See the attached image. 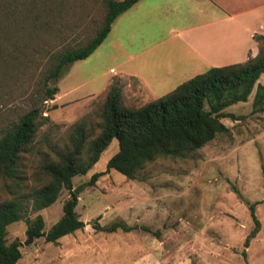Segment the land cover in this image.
Returning <instances> with one entry per match:
<instances>
[{"label":"rangeland","instance_id":"rangeland-1","mask_svg":"<svg viewBox=\"0 0 264 264\" xmlns=\"http://www.w3.org/2000/svg\"><path fill=\"white\" fill-rule=\"evenodd\" d=\"M45 1L54 4L53 13L25 42L18 35L17 45H25L23 49L5 51L7 43L1 38L0 135L33 108H40L48 121L37 132L33 152L22 157L20 185L0 180V201L40 185L36 177L40 161L47 154L55 158L51 148L67 145L74 124L86 119L97 132L98 98L86 110L59 108L53 100L43 101V86L51 58L66 49L86 46L102 26L106 6L103 0H0L1 25L11 24L5 18L7 13L40 12ZM10 28L17 32L13 25ZM94 69L91 61L75 62L47 86L64 91L91 76ZM257 83L264 86V74ZM85 92L80 89L75 97ZM254 92L247 102L225 110L239 119H222L227 134L186 157L158 158L134 180L106 170L118 151L113 140L87 175L72 180V190H78L75 210L84 222L83 230L52 244L44 237L36 238L25 221L9 225L7 243H21L22 258L17 264H264V115L252 112ZM127 103L140 105L131 100ZM97 173L103 175L89 185ZM70 198L62 190L50 207L29 211V220L41 216L43 232H48L62 217V206ZM252 204H257L260 230L246 248L245 240L254 229ZM117 221L135 229L128 233L94 229L96 224ZM29 233L32 241L25 245Z\"/></svg>","mask_w":264,"mask_h":264},{"label":"trees","instance_id":"trees-1","mask_svg":"<svg viewBox=\"0 0 264 264\" xmlns=\"http://www.w3.org/2000/svg\"><path fill=\"white\" fill-rule=\"evenodd\" d=\"M139 1L141 0H103L106 13L96 36L84 47L66 49L51 58L50 67L44 76L43 101L54 100L58 93V87H48V83L57 82L73 63L87 59L106 39L117 17ZM53 5L45 1L40 12L30 10L23 15L19 13L18 16L9 12L13 13L11 17L7 13L5 18L11 19V24L2 26L0 23V45L2 36L7 46L10 44V48L6 46L5 51L13 53L23 49L25 45H17V39L25 42L34 34L36 26H45L47 17L53 13ZM12 25L19 34L10 31ZM253 40L258 46L255 57L248 58L243 63L210 68L168 94L142 105H129L121 80L114 78L98 97L97 132L88 126L86 119L74 124L68 135L67 145L61 149L51 148L55 158L51 159L47 154L40 161L39 172L36 173L40 185L16 197L0 201V264H17L22 258L21 243L18 240L7 243L6 240L7 227L13 223L25 221L36 238L44 237L46 243L52 244L83 230L84 222L79 219L75 210L78 200L72 190V180L87 175L113 140L118 143V151L107 162L106 170L116 171L125 178L134 180L140 171L158 158L186 157L218 136L227 134L229 130L222 119H239L225 110L247 102L254 89L252 112L264 115V86L257 83L264 74V35L255 34ZM2 49L0 48V54H3ZM42 113L40 108L29 110L0 135V180H11L16 186L20 185L22 157L33 152L37 132L48 121V117H43ZM102 175L103 173L92 175L89 185H95ZM62 190H67L71 198L62 206V217L45 233L42 217L38 215L34 221H30L28 213H37L53 205ZM255 205L257 204L249 207L254 229L245 240L246 248L260 230ZM94 229L105 233H115L118 230L128 233L135 228L117 221L107 226L96 224Z\"/></svg>","mask_w":264,"mask_h":264},{"label":"crops","instance_id":"crops-1","mask_svg":"<svg viewBox=\"0 0 264 264\" xmlns=\"http://www.w3.org/2000/svg\"><path fill=\"white\" fill-rule=\"evenodd\" d=\"M255 34L264 35V0H141L83 60L94 64L92 75L58 88L53 103L86 110L119 78L126 100L142 105L210 68L255 57Z\"/></svg>","mask_w":264,"mask_h":264},{"label":"water","instance_id":"water-1","mask_svg":"<svg viewBox=\"0 0 264 264\" xmlns=\"http://www.w3.org/2000/svg\"><path fill=\"white\" fill-rule=\"evenodd\" d=\"M77 193H78V190H74V194H77ZM31 241H32V234L29 233V234H28V240L25 242V245L30 244Z\"/></svg>","mask_w":264,"mask_h":264}]
</instances>
